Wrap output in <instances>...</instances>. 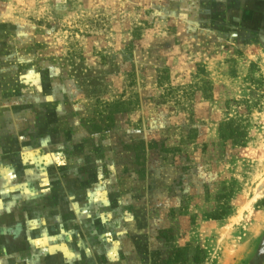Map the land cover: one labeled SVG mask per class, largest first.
I'll return each mask as SVG.
<instances>
[{"label": "rangeland", "instance_id": "obj_1", "mask_svg": "<svg viewBox=\"0 0 264 264\" xmlns=\"http://www.w3.org/2000/svg\"><path fill=\"white\" fill-rule=\"evenodd\" d=\"M146 20L147 59L176 53L180 86L191 82L197 63L204 65L214 98L199 94L175 112L148 101L129 116L118 114L106 130L109 104L131 89L133 69L134 91L155 89L149 73L139 77L142 51H128L134 28ZM0 108V118L12 120L3 130L15 136L16 150H31V163L46 165L42 175L56 192L49 196L59 195L63 182L64 194L72 183L80 199L72 256L56 258L54 238L27 243L31 225L17 210L15 218L0 217V264H162L173 242L160 240L159 230L174 221L181 228L177 245L191 243L189 258L198 252L202 264H264V0H0ZM225 118H247L251 139L245 147L230 145L224 158L210 151L206 157L203 144L218 143ZM98 126L104 131L95 132ZM191 127L199 130L188 146L192 169H206L213 193L223 180L240 185L223 219L201 216L213 206L201 193L190 209L199 213L195 224L189 216L173 219L169 197L181 169L138 145L159 136L187 138Z\"/></svg>", "mask_w": 264, "mask_h": 264}, {"label": "trees", "instance_id": "obj_2", "mask_svg": "<svg viewBox=\"0 0 264 264\" xmlns=\"http://www.w3.org/2000/svg\"><path fill=\"white\" fill-rule=\"evenodd\" d=\"M144 22L145 25L134 28L133 39L130 42L128 51L133 52V49L138 52L139 50L142 51L143 59L139 61V77L145 78L146 74L149 73L148 76L153 77L156 81L155 89L150 90L149 95L147 92V95H141L140 92L134 91L136 72L133 69L129 73L128 86L131 89L109 104L110 111L106 118V130L115 125L118 114L129 116V114L139 110L142 104L146 105L148 101L160 110L168 109L171 112H175L192 105L199 94L205 101L214 98V84L204 65L197 63L196 71L191 75V82L180 86L176 85L174 81V70L178 58L176 53L165 52L164 54H158L159 57L155 61L147 59L146 53L151 49L150 46L152 44L146 35H148L151 26L148 20ZM231 74L235 76L236 72L231 71ZM231 102L237 103L235 100H227V106H230ZM249 127L250 123L247 118L243 119V121L234 118L221 120L217 125L218 143L203 144L202 150H205L206 157H208L207 153L210 151L209 153L213 159L224 158L230 145L233 147H245L251 139ZM101 131H104L101 126L96 127L95 132ZM188 131L189 135L184 139H181V137L180 140L174 141L171 137L159 136L151 138L148 142L140 141L138 145L141 146L140 149L143 152H148L151 159L158 157L163 162L172 163L176 165L177 169H181L182 174L176 178L173 193L169 197L170 213L173 215V219L177 220L178 216H189L190 223L195 224L199 213L197 211L192 213L190 209L192 206H198L197 199L201 197L200 193L203 195L201 198L213 203L212 208L203 211L201 216L210 219H223L233 212L234 205L232 200L239 192L240 185L233 178L229 181L223 180L218 183V188L213 193L214 182L208 176L206 169L199 165L197 169L193 170L192 164L194 163L190 162L191 157L189 156L188 146L196 143L199 137V130L197 127H191ZM178 159L181 160L179 165L177 164ZM234 187H236V192ZM201 190L203 191L201 192ZM173 223L165 225V228L159 230L158 238L160 240L173 242L171 252L163 259L162 264H202L204 261H202L200 253L197 252L190 258L187 256L191 243H187L183 247L177 245V238L181 228L178 221ZM202 256L205 257L204 255Z\"/></svg>", "mask_w": 264, "mask_h": 264}, {"label": "crops", "instance_id": "obj_3", "mask_svg": "<svg viewBox=\"0 0 264 264\" xmlns=\"http://www.w3.org/2000/svg\"><path fill=\"white\" fill-rule=\"evenodd\" d=\"M3 108L8 109L9 107L4 106ZM11 125V118L7 117L6 122L3 118H0V189L3 190L5 184L8 183V195L4 198L0 195V217L6 215L10 219L13 215L15 218L16 211L18 210L20 213L23 210L25 221L31 225L28 230L27 240L29 239V241L26 240L27 243L30 244L31 241L32 245H35V242L32 241L34 238H54L56 254L58 255L56 258L65 257L66 255L72 256L75 251L72 247L74 222L78 216L74 211V205L80 201V199H77L78 194L75 196V192L71 191L74 188L72 183L70 185L66 183L65 188H70L66 191V194L69 195L67 197L64 194V184L62 182L59 195L49 196V194L54 195L56 192H50V189L47 188L46 178L42 175L47 172L46 165L42 170V165L39 166L40 163L37 161V163H31V150H16L17 141L15 136L9 134L8 130H3L6 126L10 128ZM17 162L19 166H17ZM37 166L39 170H37ZM17 168L21 173L18 180L22 185V187H17L18 189L15 188L18 181L16 180ZM32 173L37 176L32 178ZM1 174L5 177L3 178ZM49 199L54 200L51 206L45 203ZM11 206H13L14 211H12ZM36 221H38V224L34 223ZM23 226L25 225L23 224ZM16 230L13 227L8 229L11 234H15ZM40 231L42 233L38 237L37 233ZM78 257L79 255L75 258L71 257L70 260L73 262Z\"/></svg>", "mask_w": 264, "mask_h": 264}, {"label": "bare ground", "instance_id": "obj_4", "mask_svg": "<svg viewBox=\"0 0 264 264\" xmlns=\"http://www.w3.org/2000/svg\"><path fill=\"white\" fill-rule=\"evenodd\" d=\"M264 188V178L262 179V182H261V184H260V189H263ZM259 189V190H260ZM262 191V190H261ZM260 194H261V192L259 191V193H257L256 195H255V198H258L259 196H260Z\"/></svg>", "mask_w": 264, "mask_h": 264}]
</instances>
